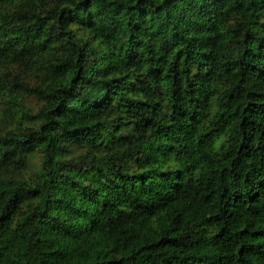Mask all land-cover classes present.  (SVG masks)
Returning <instances> with one entry per match:
<instances>
[{
    "label": "trees",
    "instance_id": "trees-1",
    "mask_svg": "<svg viewBox=\"0 0 264 264\" xmlns=\"http://www.w3.org/2000/svg\"><path fill=\"white\" fill-rule=\"evenodd\" d=\"M0 264H264V0H0Z\"/></svg>",
    "mask_w": 264,
    "mask_h": 264
}]
</instances>
